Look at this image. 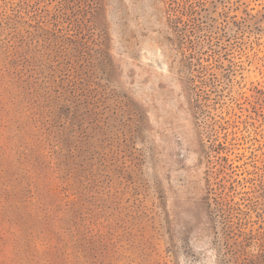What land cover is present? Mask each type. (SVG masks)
I'll return each instance as SVG.
<instances>
[{
  "label": "rangeland",
  "instance_id": "rangeland-1",
  "mask_svg": "<svg viewBox=\"0 0 264 264\" xmlns=\"http://www.w3.org/2000/svg\"><path fill=\"white\" fill-rule=\"evenodd\" d=\"M0 264H264V0H0Z\"/></svg>",
  "mask_w": 264,
  "mask_h": 264
}]
</instances>
